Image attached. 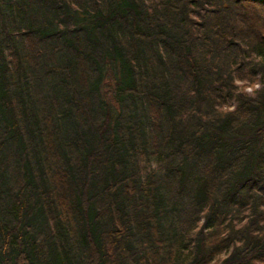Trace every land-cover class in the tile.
Segmentation results:
<instances>
[{
	"label": "trees",
	"instance_id": "16d2710c",
	"mask_svg": "<svg viewBox=\"0 0 264 264\" xmlns=\"http://www.w3.org/2000/svg\"><path fill=\"white\" fill-rule=\"evenodd\" d=\"M0 264H264V0H0Z\"/></svg>",
	"mask_w": 264,
	"mask_h": 264
},
{
	"label": "rangeland",
	"instance_id": "374dc122",
	"mask_svg": "<svg viewBox=\"0 0 264 264\" xmlns=\"http://www.w3.org/2000/svg\"><path fill=\"white\" fill-rule=\"evenodd\" d=\"M259 88V86H256V89ZM247 91L251 94H253V89L252 88H248Z\"/></svg>",
	"mask_w": 264,
	"mask_h": 264
}]
</instances>
